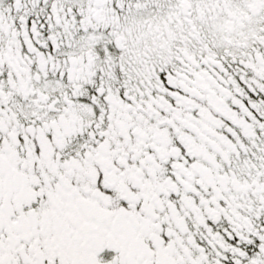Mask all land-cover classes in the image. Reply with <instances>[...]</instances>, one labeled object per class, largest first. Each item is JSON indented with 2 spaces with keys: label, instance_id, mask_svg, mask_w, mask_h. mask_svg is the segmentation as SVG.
<instances>
[{
  "label": "snow or ice",
  "instance_id": "snow-or-ice-1",
  "mask_svg": "<svg viewBox=\"0 0 264 264\" xmlns=\"http://www.w3.org/2000/svg\"><path fill=\"white\" fill-rule=\"evenodd\" d=\"M0 264H264V0H0Z\"/></svg>",
  "mask_w": 264,
  "mask_h": 264
}]
</instances>
